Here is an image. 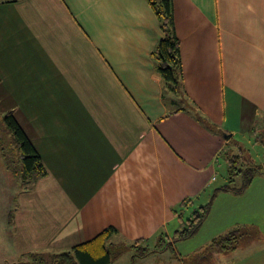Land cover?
I'll use <instances>...</instances> for the list:
<instances>
[{
    "label": "crops",
    "instance_id": "obj_1",
    "mask_svg": "<svg viewBox=\"0 0 264 264\" xmlns=\"http://www.w3.org/2000/svg\"><path fill=\"white\" fill-rule=\"evenodd\" d=\"M172 2L180 100L151 56L162 30L147 0H0V110L45 169L14 175L17 227L0 233L28 264L108 226L112 245L170 239L206 203L222 147L264 123V0ZM260 234L254 261L220 264H264Z\"/></svg>",
    "mask_w": 264,
    "mask_h": 264
},
{
    "label": "trees",
    "instance_id": "obj_2",
    "mask_svg": "<svg viewBox=\"0 0 264 264\" xmlns=\"http://www.w3.org/2000/svg\"><path fill=\"white\" fill-rule=\"evenodd\" d=\"M147 1L150 2L157 14L162 30V36L152 49L151 56L162 79L165 92L174 94L180 100L185 95H183L182 89L180 38L176 35L174 26V3L172 0ZM198 119L201 120V117L198 116ZM0 131L3 134L0 137V155L4 157L7 168L26 181L33 180L45 173L41 156L12 111H7L3 115ZM250 133L254 142L262 145L261 147L264 149V123L256 128L253 127ZM239 145L237 141L232 140L230 144L228 142L222 147L220 155L223 156L226 166H228L226 168L227 181L221 186L215 187L214 194L218 190L235 194L242 193L257 174L263 173L261 164L254 162L251 158H244L245 156L240 152L234 153L233 148L235 147L242 151ZM190 200L192 199H185L182 201V205H188ZM209 207L210 202H207L195 208L187 218L182 219L180 227L173 232L170 239L161 233L158 236L157 245L153 247L144 244L141 238L135 239L129 245H112L109 239L118 231L113 226H108L91 239L73 245L69 249L50 253L33 252L29 254L28 260L30 264H110L114 258L129 248L132 250L130 264H133L136 258H144L165 249H169L177 260L182 261V264H190L185 260L186 256L194 260V264H198L202 260L208 259L212 252L237 249L241 238L255 237L256 232L254 233L252 227L235 226L226 234L213 237L205 247L196 253L184 256L176 254L178 253L175 248L176 242L194 235L209 213Z\"/></svg>",
    "mask_w": 264,
    "mask_h": 264
},
{
    "label": "rangeland",
    "instance_id": "obj_3",
    "mask_svg": "<svg viewBox=\"0 0 264 264\" xmlns=\"http://www.w3.org/2000/svg\"><path fill=\"white\" fill-rule=\"evenodd\" d=\"M186 105L189 106L188 103H186ZM5 112L7 111L0 110V128ZM2 136L3 134L0 133V137ZM240 139L241 143L239 146L242 151H239L238 148L234 146V153L240 152V154L242 153L243 156H245L244 158H251L254 162L261 164L263 167V173L257 174L242 193L238 192V194H235L229 191L218 190L214 194V188L221 186L227 181L226 168L228 166H226V162L222 159L223 156H221L222 158H220L219 164L217 163V179L209 193V197H211H208L206 200V203L210 202L209 213H207L205 219L194 235H190V237L178 241L180 244H178L179 246H175L176 251L178 252L176 254L184 256L196 253L200 251L201 248L205 247L213 237H217L224 233L226 234L228 230L235 226L252 227L254 233L256 232V235L254 238H241L237 249L226 252H212L208 259L202 260L198 264L250 261L254 259L253 251L257 246H260V241L262 239L260 233H264V152L261 147L262 145L255 143L251 134L243 135ZM3 158L4 157L0 155V233L8 232V230L13 233L15 230L14 228L17 227L16 223H12L10 228L6 223L9 218V213L11 211L12 213H15L14 210L16 208V203H14V198L18 192L16 185L14 184L15 174L9 168L8 170L10 171L4 174L7 167ZM18 180H21V178ZM191 212H189V214ZM188 215H184V219L187 218ZM14 249L15 246L11 247L9 240H7L5 235L0 237V264H3V261L6 258L12 260L15 257L19 258L18 261H20L21 264H28V261H26L27 259L25 260L24 257L12 252ZM155 254H150V256L144 260L137 258L134 264H182V261L177 260L175 258L176 256H174L169 249L162 250L159 254ZM124 255L130 257L131 252L126 251ZM186 257L187 259L185 260L188 263L190 262V264H194V260H191L188 256ZM129 263L130 260L128 261V264Z\"/></svg>",
    "mask_w": 264,
    "mask_h": 264
},
{
    "label": "water",
    "instance_id": "obj_4",
    "mask_svg": "<svg viewBox=\"0 0 264 264\" xmlns=\"http://www.w3.org/2000/svg\"><path fill=\"white\" fill-rule=\"evenodd\" d=\"M225 136H227V135H225Z\"/></svg>",
    "mask_w": 264,
    "mask_h": 264
}]
</instances>
